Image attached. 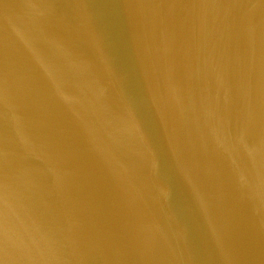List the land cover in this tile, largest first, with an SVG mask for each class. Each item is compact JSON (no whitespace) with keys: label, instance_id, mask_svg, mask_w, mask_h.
Segmentation results:
<instances>
[{"label":"water","instance_id":"obj_1","mask_svg":"<svg viewBox=\"0 0 264 264\" xmlns=\"http://www.w3.org/2000/svg\"><path fill=\"white\" fill-rule=\"evenodd\" d=\"M0 264H264V0H0Z\"/></svg>","mask_w":264,"mask_h":264}]
</instances>
